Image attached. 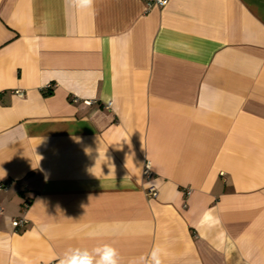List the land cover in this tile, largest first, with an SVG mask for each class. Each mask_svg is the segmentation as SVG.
Segmentation results:
<instances>
[{
    "label": "crops",
    "instance_id": "0c3cea01",
    "mask_svg": "<svg viewBox=\"0 0 264 264\" xmlns=\"http://www.w3.org/2000/svg\"><path fill=\"white\" fill-rule=\"evenodd\" d=\"M103 244L264 264V0H0V264Z\"/></svg>",
    "mask_w": 264,
    "mask_h": 264
},
{
    "label": "clouds",
    "instance_id": "9594fccd",
    "mask_svg": "<svg viewBox=\"0 0 264 264\" xmlns=\"http://www.w3.org/2000/svg\"><path fill=\"white\" fill-rule=\"evenodd\" d=\"M85 2L90 5L92 0H85ZM151 261L152 264H162L159 248L153 250ZM59 264H120V262L118 250L110 244H103L91 251L81 248H69L59 260ZM129 264H140V262L132 260Z\"/></svg>",
    "mask_w": 264,
    "mask_h": 264
},
{
    "label": "built area",
    "instance_id": "2783aa9c",
    "mask_svg": "<svg viewBox=\"0 0 264 264\" xmlns=\"http://www.w3.org/2000/svg\"><path fill=\"white\" fill-rule=\"evenodd\" d=\"M150 3H151V5H154V6L163 7V6L166 5L167 0H150ZM49 89H50V87H47L45 89V91H48ZM83 104L86 105V106H91L92 105V102L91 101H84ZM109 106H110V104L108 103L105 106V108H109ZM142 177L146 181H149V180H151L153 178V173L151 171L150 164L147 161L144 163ZM185 193H186V195H189V191L188 192H185ZM147 196L150 197V198H156V196H157V190H156V188L154 186H150L147 189ZM25 224H26V220L25 219L14 220L11 223V225L13 227H15V228L22 227Z\"/></svg>",
    "mask_w": 264,
    "mask_h": 264
}]
</instances>
